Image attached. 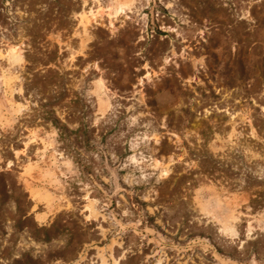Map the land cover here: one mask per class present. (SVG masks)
I'll use <instances>...</instances> for the list:
<instances>
[{"label":"rangeland","instance_id":"rangeland-1","mask_svg":"<svg viewBox=\"0 0 264 264\" xmlns=\"http://www.w3.org/2000/svg\"><path fill=\"white\" fill-rule=\"evenodd\" d=\"M0 264H264V0H0Z\"/></svg>","mask_w":264,"mask_h":264}]
</instances>
